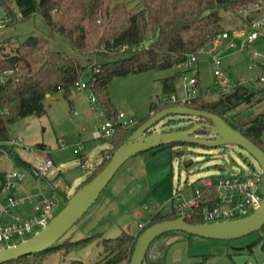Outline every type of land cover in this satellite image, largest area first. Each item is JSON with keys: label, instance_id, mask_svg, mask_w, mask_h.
I'll use <instances>...</instances> for the list:
<instances>
[{"label": "rangeland", "instance_id": "rangeland-1", "mask_svg": "<svg viewBox=\"0 0 264 264\" xmlns=\"http://www.w3.org/2000/svg\"><path fill=\"white\" fill-rule=\"evenodd\" d=\"M124 2L127 8L134 12L142 8L141 0H124ZM13 12V16L9 17L0 10V20L2 21L0 49L3 47L1 54H10L19 41L21 42L30 36H38L49 41V48L52 51L74 58L83 66H91L104 61L101 57L79 55L66 41L62 40L56 33L51 32L49 24L39 14L27 20H20L17 10L13 9ZM227 18L224 27L230 28L236 20L232 17ZM155 38L156 34L148 33L142 45L147 47ZM210 47L197 56L195 69L188 73L189 75L197 73L201 89L212 96L219 91L213 76L212 56L220 58L222 70L232 81H243L256 89L264 88V83L258 81L260 76H264V42H255L244 49H229L222 44L212 52ZM173 73L174 69L147 71L115 79L108 86V92L112 105L118 113H122L124 116L122 122L132 119L135 121L133 127L140 126L149 114V106L153 97H162L160 86L162 78ZM81 80L84 81L85 77H82ZM175 84L178 97H183L184 83L181 77L176 79ZM90 95L87 90L73 89L68 100L64 99L60 92L46 97L44 101L46 113L44 115H31L21 118L11 126L10 130L12 136L21 138L23 143L29 147L44 144L47 149H50L49 158L56 168L62 171L63 177L66 179H62L63 186L58 183L59 189L66 191L68 199L74 193L75 186L90 174L93 166L101 160L103 153L110 148L108 141L92 138V132L96 130L99 121H103V118L98 119L97 114L93 111L89 101ZM262 97L255 96L250 104L240 106L229 112L227 116H232V124L234 126L247 124L262 114L264 112V94ZM197 120L202 119H182L178 116H169L162 119L149 132L152 134L164 130L174 131ZM57 141L63 142L65 147L57 150ZM261 145L264 150V134L261 136ZM78 147H81V150L79 154L74 155L72 151ZM16 152L22 159L36 163L35 157L24 149L17 148ZM148 152L137 155L139 158L133 157L128 160V188L122 189L116 184L122 179V173L126 167L123 164L100 194L96 203L59 239L55 246L75 242L103 231L104 238H115L119 234L114 230L119 225L116 226L111 223L114 217L120 218V224L127 223L128 219V231L137 230V224L145 223L148 218V211L140 208L137 200L145 194L147 186L140 170L135 169L137 165L142 166L143 164L148 171L171 165L168 176L169 180L172 181L173 190L181 193L185 198L191 197L194 188L201 185L207 178L214 176L221 178L233 174L244 176L262 174L257 162L242 148L233 144H226L215 149L187 145L176 146L163 150L152 157L147 156ZM8 160L0 154V172L6 171L11 166ZM60 164H62L61 167ZM133 165L136 167L131 171L130 168ZM115 190L128 191V195L124 194L123 199L128 201V215H126V211L123 212L125 208L119 207L121 210L114 208L115 211L112 215L110 213L105 219L100 218L101 220L96 222L95 219L99 215L98 210L103 199ZM123 200H119V202ZM4 203L5 193L1 190L0 181V209ZM168 210L169 207L167 206L162 212L165 213ZM136 211H138V215L135 214ZM11 212L19 215L21 219H27L33 215L30 204L18 206ZM182 233L169 232L157 238L149 246L146 259L158 245L168 243L163 250V255L166 254L164 264H264V250L262 249L264 232H254L232 240H212ZM20 241V239L14 238L9 243L0 242V249ZM103 256V248L92 243L83 249L67 254L62 250H56L49 254L42 264H70L73 261L95 264ZM143 264H147L146 260L143 261Z\"/></svg>", "mask_w": 264, "mask_h": 264}, {"label": "trees", "instance_id": "trees-1", "mask_svg": "<svg viewBox=\"0 0 264 264\" xmlns=\"http://www.w3.org/2000/svg\"><path fill=\"white\" fill-rule=\"evenodd\" d=\"M253 1L255 0H141V10L134 12L127 8L124 0H0V10L4 15L12 17L13 9L17 10L20 20L39 14L49 24L51 32L66 41L79 55L104 59L101 63L83 66L74 58L52 51L49 41L38 36L19 41L10 54H1V47L0 76L4 71H11V74L0 85V148L5 150L15 168L31 170L33 165L23 160L15 148L5 144L10 139L11 126L21 118L44 115L47 94L52 96L60 92L68 100L75 89V83L85 77V90L94 96L102 118L112 123L115 134L109 139V150L103 153L90 174L75 186L74 192L79 190L107 165L113 152L136 129L125 128L119 123L108 86L115 79L128 75L174 69L172 75L161 80V92L165 97L176 94L175 81L182 75L176 66L185 61L188 55L206 50L217 34L225 29L227 17L236 20V11ZM148 33L156 34L154 41L144 49L136 50ZM124 46L126 49L122 50ZM197 87L199 93L187 107L221 117L264 151L261 145L264 112L249 123L237 126L232 124V116H227L232 110L250 104L255 96L263 98L264 88L236 86L229 92L218 91L212 96L201 91L199 80ZM175 105H159L152 100L149 114L142 123L150 118L151 112L155 115ZM200 121L202 120H197ZM193 123L176 130L186 129ZM183 145L185 144L163 145L149 151L147 156L152 157L163 150ZM211 178L216 181L219 176ZM57 192L64 197L65 202L68 200V195L61 189ZM176 219L178 216L173 208L165 214L156 212L135 237L125 232L115 238L93 234L75 242L54 245L42 253L20 258L14 263L42 264L56 250L67 254L96 243L103 248L104 256L95 264H129L135 242L147 227ZM187 223L195 225L202 221L192 218ZM260 232H264V226ZM262 249L264 250V242ZM70 264L83 263L73 261Z\"/></svg>", "mask_w": 264, "mask_h": 264}, {"label": "built area", "instance_id": "built-area-1", "mask_svg": "<svg viewBox=\"0 0 264 264\" xmlns=\"http://www.w3.org/2000/svg\"><path fill=\"white\" fill-rule=\"evenodd\" d=\"M235 17V23L230 28H225L217 34L210 43L208 47L211 46L209 48L211 52L222 44L229 49H244L255 42H264V0H255L249 5L238 9ZM0 23L1 27V20ZM142 44L136 50L144 49L145 47ZM125 49L124 46L122 50ZM204 51L206 50L188 55L185 61L176 66V69L182 72L184 96L179 98L173 94L168 97H156L152 99L154 103L159 105L173 103L176 104L175 106L187 107L186 105L197 97L199 93L197 73L191 75L188 73L193 72L197 64V56ZM211 66L215 85L220 92H229L236 86L252 88L243 81L229 79L221 68V61L218 56H212ZM10 74L11 71H4L1 74L0 85L4 84ZM258 81L264 83V76H260ZM75 89L85 90L84 82L82 80L76 82ZM201 91L209 95L207 91L203 89ZM89 101L93 111L97 114V118H102L93 95H90ZM152 115H154L153 112L150 113V116ZM117 119L125 128L129 129L135 125V121L132 119L122 122L124 119L122 113H118ZM99 122L96 130L92 132V138L94 140L111 139L115 134L112 123L104 119ZM5 144L15 149H24L31 153L36 161L29 171L15 168L11 164L3 173L1 183V190L5 193V205L0 210V242L9 243L14 238H18L22 242L28 239V236L34 235L43 229L62 209L65 200L57 192L60 185L53 182L55 180L53 177L57 176L58 169L49 158L48 151L38 147H29L23 143L21 138L14 136ZM64 147L65 145L59 141V148L63 149ZM80 150L81 147H78L74 148L72 152L77 155ZM0 154L9 159L2 148H0ZM30 182L34 184L28 186ZM62 191L66 193L65 190ZM263 195V174L249 176L233 174L218 178L216 181L212 178L205 179L201 185L194 188L193 194L189 198L175 192L171 197V202L178 219L187 222L192 218H198L202 223L211 224L238 220L251 215L259 208ZM25 204L31 206L33 212L31 217L21 219L19 215L11 212L14 208ZM139 227L143 229L142 226ZM8 246L11 245L6 247Z\"/></svg>", "mask_w": 264, "mask_h": 264}, {"label": "water", "instance_id": "water-1", "mask_svg": "<svg viewBox=\"0 0 264 264\" xmlns=\"http://www.w3.org/2000/svg\"><path fill=\"white\" fill-rule=\"evenodd\" d=\"M46 97L49 95L47 94ZM169 116L200 118L202 121H196L183 130L147 134L162 119ZM176 143L195 145L205 149H215L226 144L236 145L257 162L264 176V151L228 125L221 117L189 107L172 106L150 116L148 120L138 126L113 152L107 165L93 179L75 191L43 229L22 242L1 248L0 264L14 262L52 248L96 203L100 194L126 161L160 146ZM263 226L264 195L259 208L242 219L195 225L182 219L163 221L147 227L140 234L135 242L129 264H143L151 243L169 232H183L190 236L212 240H232L258 232Z\"/></svg>", "mask_w": 264, "mask_h": 264}, {"label": "crops", "instance_id": "crops-1", "mask_svg": "<svg viewBox=\"0 0 264 264\" xmlns=\"http://www.w3.org/2000/svg\"><path fill=\"white\" fill-rule=\"evenodd\" d=\"M160 86H161V82H160ZM175 88H176V94L175 95L178 97V91H177L176 84H175ZM10 136L12 137L11 133H10ZM103 141L110 142L109 139H106ZM57 142H58V146H57V150H58V149H60L59 148V141H57ZM36 147L44 149L48 152L50 151V149H47V146L44 144H36ZM48 155H49V153H48ZM134 158H139V157L136 156ZM8 161H10V160H8ZM27 162H29V161H27ZM29 163H31L32 165L35 164L32 162H29ZM10 164H12L11 161H10ZM124 164L126 167L124 169V172L122 173V179L117 181V183H116V184H118L119 188H122V189L128 188V161H126ZM59 166L61 167L62 164H60ZM135 167H136V165H133L130 168V170L133 171ZM135 169H139L141 172V175H143L145 178L147 190L143 196L139 197V199L137 200V203L139 204L140 208H143L145 211H148V218H147L145 223L137 224V230L138 231L136 229L132 230V231H128V219H127V223H124V224L121 223L120 224V218L114 217V220L111 222L112 224H114L116 226L119 225L114 230V232H118L117 234H120L121 232H125V233L132 235L134 237L142 230L139 226H142L144 228L149 223L150 217L154 213L159 212L161 214H165V213H169L172 210L173 203L171 202V197L175 193V191L173 190L172 181L169 180V176H168L169 170L171 171V165L164 166V167H161L159 169H153V170L148 171L146 169V167L143 166V164H142V166L137 165V168H135ZM4 172H5V170L0 172L1 183L3 180V173ZM53 178H55V180L53 182L55 184L60 183L61 186L64 185V183H62V181L66 180L63 177L62 171H60V170H58L57 176H55ZM33 184H34L33 182H30L28 184V186L33 185ZM124 194L128 195V191H126V192L118 191V190L111 191L109 193V195L103 199L102 205L100 206V209L98 210L99 215L96 217L95 221L99 222L101 220L100 218L105 219V217L110 213L112 215L113 211H115L114 208L116 210H119L120 208H122V209L125 208L123 210V212L126 211V215H128V201L126 202L123 200L124 196H125ZM119 200H123V201L119 202ZM4 205H5V203H4ZM167 206L169 207V210L167 212L163 213L162 211ZM135 214L138 215L139 214L138 211H136ZM103 233H104V231L99 232L98 234H101L103 236ZM182 234H185V233H182ZM171 240H174V239H171ZM167 244L168 243H161V245H158V247L153 249V251L150 253L148 259H146L147 258V252H146V256H145L144 260H146L147 264H164L166 262V254L163 255V250H164V248L167 247ZM123 264H126V263H123Z\"/></svg>", "mask_w": 264, "mask_h": 264}, {"label": "flooded vegetation", "instance_id": "flooded-vegetation-1", "mask_svg": "<svg viewBox=\"0 0 264 264\" xmlns=\"http://www.w3.org/2000/svg\"><path fill=\"white\" fill-rule=\"evenodd\" d=\"M183 119V117H181ZM165 131V130H164ZM206 137V136H205Z\"/></svg>", "mask_w": 264, "mask_h": 264}]
</instances>
